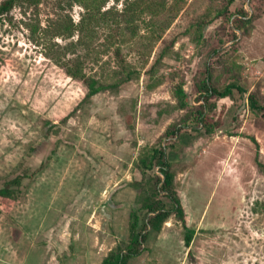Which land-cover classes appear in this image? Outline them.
Instances as JSON below:
<instances>
[{
    "label": "rangeland",
    "instance_id": "rangeland-1",
    "mask_svg": "<svg viewBox=\"0 0 264 264\" xmlns=\"http://www.w3.org/2000/svg\"><path fill=\"white\" fill-rule=\"evenodd\" d=\"M222 1L186 0L151 51L146 39L122 44L139 77L91 98L33 39L32 24L58 12L50 0L38 14L16 6L0 22V185L25 174L15 198L0 196V264H101L129 239L130 212L156 173L144 177L139 159L155 144L174 164L185 215L152 214L145 250L126 264H264V119L247 101L252 90L264 95V0H235L231 20L214 19L198 37L190 24ZM114 3L123 6L106 7ZM69 11L77 21L83 8ZM238 13L253 16L251 34L234 28ZM102 40L86 70L110 78L116 58ZM207 65L213 83L233 76L248 93L217 101L212 135L183 128L166 137L185 113L175 86L194 100ZM185 227L194 230L189 246Z\"/></svg>",
    "mask_w": 264,
    "mask_h": 264
},
{
    "label": "trees",
    "instance_id": "trees-1",
    "mask_svg": "<svg viewBox=\"0 0 264 264\" xmlns=\"http://www.w3.org/2000/svg\"><path fill=\"white\" fill-rule=\"evenodd\" d=\"M58 11L55 16L48 17L45 25L40 21L32 24L33 39L42 47L45 55L58 64L64 72L73 79L79 80L86 87V98L111 87H119L140 75V70L129 63L122 54V44L147 40L149 51L157 41L163 38L179 11L184 7L186 0H123V6L117 7L114 3L108 7L109 0H50ZM118 1V0H116ZM235 0H223L221 6H214L213 12L204 14L191 23L197 28L198 37L202 35V28L220 17L231 20L234 13L230 5ZM45 0H1L0 22L4 21L14 7L20 6L26 13H39L40 6ZM78 4L83 11L77 21L69 13ZM145 30L141 34V24ZM234 28L243 34L249 35L253 29V16L247 13H238L233 20ZM27 25H29L27 23ZM30 26V25H29ZM104 33L103 35L101 33ZM76 35V38L74 37ZM70 39L64 43L55 40ZM103 38V45L113 52L116 58V68L112 69L106 78L103 75L90 73L86 70L87 55L95 53V62H99L100 53L98 40ZM174 41H172V44ZM161 55H163L164 51ZM105 51V50H102ZM103 53V52H102ZM214 55H223L220 48L212 50ZM199 96L195 99L179 83L174 88L177 99L176 106L184 109L185 113L176 123L165 131L166 137L176 136L181 129H203L207 135H212L218 127V120L213 117V110L217 108V101L222 98L237 100L248 93L247 88L235 77L224 85H217L211 79L210 66L201 72L195 84ZM264 95L252 90L247 95L248 110L252 118L264 119ZM194 101H197L195 103ZM139 159V166L144 177L156 169V173L146 177V188L140 196V206L133 209L129 216V239L119 245L112 255L103 258L101 264H126L131 257L140 255L144 250V242L150 228V218H165L172 212H177L184 219L185 211L178 195L174 164L167 157L166 147L162 144L148 146L143 150ZM257 164L264 169V164L258 159ZM25 174L7 177L0 185V196L15 198ZM185 244L190 245L193 229L185 227Z\"/></svg>",
    "mask_w": 264,
    "mask_h": 264
}]
</instances>
